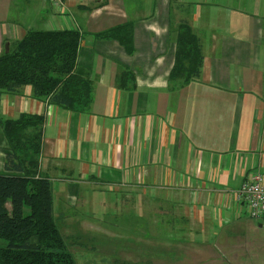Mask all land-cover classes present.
<instances>
[{"label":"crops","instance_id":"crops-1","mask_svg":"<svg viewBox=\"0 0 264 264\" xmlns=\"http://www.w3.org/2000/svg\"><path fill=\"white\" fill-rule=\"evenodd\" d=\"M181 22L204 52L201 77L186 84L169 79ZM123 24L132 52L98 36ZM71 28L94 82L91 110L37 99L30 85L0 101L6 118L45 116L40 170L56 182L58 216L114 188L123 210L150 204L153 235L227 223L234 191L264 173V0H66L62 13L50 0H0V56L31 29ZM7 146L0 124V174L15 175Z\"/></svg>","mask_w":264,"mask_h":264},{"label":"trees","instance_id":"trees-1","mask_svg":"<svg viewBox=\"0 0 264 264\" xmlns=\"http://www.w3.org/2000/svg\"><path fill=\"white\" fill-rule=\"evenodd\" d=\"M176 31L169 79L186 84L201 77L204 52L188 22H181ZM98 36L118 39L128 52L134 49L132 24ZM81 40L74 28L31 29L15 40L0 56V101L4 93L30 85L37 99H49L67 110L90 111L94 82L78 64ZM0 124L8 143L5 167L16 172L0 174V240L4 241H0V264H78L56 220L52 181L40 170L45 116L0 114Z\"/></svg>","mask_w":264,"mask_h":264},{"label":"rangeland","instance_id":"rangeland-1","mask_svg":"<svg viewBox=\"0 0 264 264\" xmlns=\"http://www.w3.org/2000/svg\"><path fill=\"white\" fill-rule=\"evenodd\" d=\"M122 196L114 188H105L96 203H85L94 199L85 194L82 203L74 205V216H58L55 198L57 223L78 264H264V219L251 217L241 202L232 206L227 223L214 221L201 228L203 234L181 235L180 227L173 226L171 234L163 232H169L167 227L157 236L152 233L156 220L150 204L123 210L118 199Z\"/></svg>","mask_w":264,"mask_h":264},{"label":"built area","instance_id":"built-area-1","mask_svg":"<svg viewBox=\"0 0 264 264\" xmlns=\"http://www.w3.org/2000/svg\"><path fill=\"white\" fill-rule=\"evenodd\" d=\"M52 6L61 13L66 8V0H50ZM238 203L247 206L251 217L264 219V173L255 172L234 191Z\"/></svg>","mask_w":264,"mask_h":264}]
</instances>
